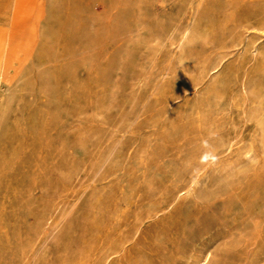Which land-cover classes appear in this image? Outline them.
<instances>
[{"label": "rangeland", "instance_id": "rangeland-1", "mask_svg": "<svg viewBox=\"0 0 264 264\" xmlns=\"http://www.w3.org/2000/svg\"><path fill=\"white\" fill-rule=\"evenodd\" d=\"M0 264H264V0H0Z\"/></svg>", "mask_w": 264, "mask_h": 264}]
</instances>
